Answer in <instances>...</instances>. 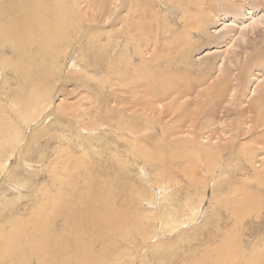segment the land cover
Returning a JSON list of instances; mask_svg holds the SVG:
<instances>
[{
	"label": "rangeland",
	"instance_id": "obj_1",
	"mask_svg": "<svg viewBox=\"0 0 264 264\" xmlns=\"http://www.w3.org/2000/svg\"><path fill=\"white\" fill-rule=\"evenodd\" d=\"M3 1L4 3L0 7V13L2 14L7 13L8 11H13L12 6H16L21 2V0ZM89 1L91 2V0ZM145 1L144 6L147 9V0ZM219 1L220 3L216 4H221V0ZM251 1L249 0L252 5H256V3L259 4V0ZM262 1L264 2V0ZM61 2L64 9L68 11L67 28L68 30L70 29V32L66 34L65 43H60L58 46L60 47L59 53L61 55L59 59L60 69L58 68L57 70H54L52 72L53 74H51L48 65L45 64L46 62L49 63V60H47L49 59V56L47 53L44 55V50L41 51V44L40 42L38 43V41L36 44L24 45L25 47L30 48L33 57H31L32 54L28 56V48H24V51H26L25 56L18 57V51L13 47V43L6 42L5 39L4 41L6 43L0 46V66H2V69H0V129L2 128L6 134H3V136L1 135L0 137L3 139V142L8 143L9 135L17 134L19 130H23L21 135H19L20 133L18 134L23 138L20 147L22 153L20 151H16L17 153L15 152L14 154L16 157L14 155L12 156V154L5 155V168L3 170L1 169L0 173V264H5L8 261L9 258L7 257L9 256V253L13 254L15 252L13 255L18 254L19 249L22 248V245H24L20 243V246H18V241H15L16 243L10 242L6 239L10 236H17L18 234L29 235L33 232V236H29V238H33V241H35L34 243L33 241L31 242L35 246L33 244L31 246L29 243L31 250L40 248L39 246H36L40 243L34 240V238L42 241H45V238L42 233H35L37 225L35 226L31 224V221L34 218V209H36L38 205H42L44 201L48 199L49 195L51 196V194H55L59 190H64V192H61L64 199L59 200L62 204L58 202L59 206L57 205V211H54L56 214L43 212V220L45 218L47 222H50V225L51 223H54L56 233L66 235V237L69 235L68 232H73L80 226L79 222L81 221L82 225H88V227L83 228L87 234L88 241L78 247L75 245L69 246L71 252L61 255V257L57 260L58 264H83V260L87 264H110L113 254L114 258L115 255H117L119 259L122 258L123 264H128L125 260L129 259H135L133 264H142L139 259L143 258L144 253L141 254V258H138L137 250L139 245L142 243V239L145 237L144 235L148 232V230L147 232L145 231V217H148L150 223L149 234L152 235L150 238L153 239L150 240L151 244H149L145 249V253L147 254L145 264H214L215 259L213 258L214 256H220L222 254H219L221 250L225 256L227 255L225 253L226 250L224 249L227 245L220 239L225 236L223 233H226V235L229 232L234 233V231H232V226H234L233 217L236 210L232 209V206L229 205L228 202V200H232L234 198L235 200L241 202V213L244 214L245 212L250 215L245 216V214H241L244 216L242 219L244 229H246V231L242 233L240 231L234 233L235 235L233 238H236V240L234 239V242H236L234 246H229L227 248L229 254L231 252L233 255V252H235L234 255L231 256L234 260L231 259V261L233 260V263H230L231 261L229 258V260L227 259L228 261L226 260V262L229 263L226 264H244V262L247 264L246 259H248L249 255L253 254V257L256 258V255L258 256L259 253H264V250H261V248H263L261 245L264 243V198L262 200L261 195L264 194V191L261 188L257 177L253 173L250 164L245 163L240 156L238 157L237 162H234L236 161L234 160V157L238 153L236 149H239L242 145H247L248 143H250L249 145H253V143H251L252 136H250L251 133L248 130L247 125L242 126L241 129H243V131L238 132L237 134L236 132L238 131V119L241 118V116H239V114L241 115V110L245 111L249 106H253L256 102L255 100L259 99L264 90V69L259 71L260 76H257V81H253L251 84L248 83V86L243 89L244 85H246V80L248 79L245 76L247 68L253 67L252 65L258 56L254 54L255 50H264V42L260 43L264 40V33H262L264 30L251 35V42L259 43L257 46L258 48L251 49L252 51L250 50L251 52L248 53L249 55H247L246 52L250 49V46L253 47V44L251 43L248 45L247 43L242 42L249 36L247 32H243V39L240 42V47H238V45H236V47H230L234 44V40H236L240 35L242 27L250 25L253 20L261 17L264 14V9L254 10L256 13L254 16L248 15L250 13L249 5H247V2H241V5L244 6L242 12H235L234 14L229 10H225L224 13H227L225 20L220 21L221 18L223 19V13L218 12L217 22L214 20V22L209 23V27L207 28V32L211 33L209 35L212 37H205L206 32L205 35L204 32L203 34L200 33L201 35L194 32L192 39L190 36L187 37L185 32H182L185 20H183L181 13H179L175 7L172 6L171 8L168 3V5H166V2H163L162 0H156L155 3H153V0L150 1L151 5L148 6V8L151 7V10H148L147 18L150 17L149 19L151 20L147 21V27L143 28V32L144 35L152 38H148L152 45L148 43L149 48L145 43V46L142 47V49H144L143 53L145 54V58L149 59L147 52H152L154 50L151 48L153 47L152 42L154 41V37H157V41H160L161 45L158 47L159 52L169 56L170 58L172 57L171 59L174 58L172 64L169 66L168 64L171 60L166 61L164 55L161 54L160 57L163 61H159L160 68L156 70L157 73L155 72L152 74V77L157 79V82L163 84V73L165 74L166 72H169L168 70L172 68L170 71H174L177 75L180 83L179 86L183 85L187 88L186 91H189L191 87L189 88L188 86L191 84V89H197L196 92L195 90L194 92L192 90L190 96H187L186 98L183 96V98H185L184 101H187V103L189 101H193V104L186 106L187 108L185 109V113L188 115L189 113L190 115H193L194 113L195 115H193V118L196 117L197 120H201V123L205 118L208 119L213 111L214 113H217L218 118H223L225 114L227 116L228 113L225 112L226 110H229V113H232L228 118V123L233 122L231 129H223L217 121H212L211 126L206 125L207 122L203 121V126L201 127L199 121L198 127L194 130V134L196 135L189 136L186 133L185 135L182 134L183 132L181 127H177L175 130L176 133H173V129V131L168 129L170 123H173L171 122V118H165L162 122L153 123L154 121H149L150 119H153L151 118L150 113L146 114L148 117H145V119H137L139 117L138 115L144 113L142 108L139 110L137 108V113L136 111H133V109H130L131 104L135 105V98L133 99L132 96L135 97L137 88L140 89V86L137 87V85L145 83V80H147L145 84L151 85V81L153 80L150 76L151 78L147 79V77H143L139 81L137 77L138 74L133 73L132 69L135 67L138 68L141 64L138 54L135 55L134 58V60L137 59V62L136 60H133V65H131L132 67L130 66V68H128V73L132 72L131 75L135 77H125L123 79L124 81L122 80L119 82L115 77L111 76L113 77L111 78L107 76L110 72L117 70L120 67L123 70L126 69V59H124V57H120V52H124L123 45L125 43H122L119 47H115L113 44L108 45L107 41H116L114 33H116V29L122 27V25L124 27L126 23L136 22V20H134L136 13L134 12V6L129 5L121 8L122 11L120 10L121 12L119 13V16L121 17L120 19L118 17V21L112 23L107 22L106 24H103L99 30H93L94 23L96 22L90 19V21H85L82 18L80 19L74 6V0H62ZM78 2L82 1L78 0ZM86 5L87 4L85 3L83 4V9H85ZM67 6L71 7L70 11L67 10L70 9V7L67 8ZM216 7L218 9H224L221 5H217ZM170 10L172 11L170 12ZM174 10L176 12H173ZM14 13L16 12L5 14L2 21L5 23V19H7L6 22L8 23L4 24L2 22V25L8 26L12 25V23H16L12 18V14ZM122 16L126 18L125 21L124 19H121ZM8 17H10V20ZM181 18L182 20H180ZM69 19L71 22H69ZM88 22L93 24L91 25V23L89 24ZM69 23L72 24L70 25ZM153 23L156 24L154 25ZM118 24L122 25L118 26ZM131 24L133 25V23ZM229 24L236 27V32H232L230 36L227 34L230 30H227V28L224 29L226 25ZM87 26L92 29V33L88 34L89 36L84 37L85 39L81 38L85 34V31L88 30ZM158 30H160V37L158 35L154 36ZM174 31H177V33H172ZM98 33H100V35L102 34V37L99 36L92 38L93 35H99ZM195 34L198 35V37H196ZM132 35H134V40L138 41L139 37L136 34ZM201 39L202 41L200 42ZM192 40L195 41L192 42ZM197 40H199L198 43L196 42ZM191 42L195 43L196 46L193 44V47H190V45L192 46ZM17 43L20 42L18 41ZM164 43H167V45ZM169 44L170 46H173L174 44L173 48H170ZM64 46L67 48L65 49ZM61 47L64 48L62 49ZM173 49L176 50L172 53ZM65 50L67 51L66 53ZM227 51H230L229 54L226 53ZM184 53H186V56ZM237 53L241 54L243 58L240 56L239 60H234L233 58ZM39 55L40 57H38ZM17 59H20L19 61H21L22 64L20 63L18 65ZM224 59L226 60L224 61ZM39 60H42V62ZM74 60L78 63L80 70H71L72 68H69L70 64L72 65ZM231 60H233L234 63L237 62V66L235 67L233 74L234 84L241 83V86L243 87H241L242 89L239 91L235 101L234 99H232V101L230 100V96L232 94L230 92V94L228 93L229 95L227 94L226 97L219 100L218 95L220 93L218 91H220L219 87L221 86V83H223L221 82L222 80H220V67L225 63V67L222 68L224 75L222 74L223 76L221 79H226L228 75L226 73L230 72V69H232L233 66L231 64ZM3 62H5V64H2ZM147 63L149 64V62ZM162 63H164V65ZM174 63H176V65ZM188 64H190V66H188ZM244 64H247L245 66L246 71H244ZM20 66H24L27 69L30 68V77L32 81H35V84L39 85L41 83V79H43L54 83L56 86V89H54L55 97L53 104L49 107L48 111L41 118H39L40 120H37L38 122L36 121V124L35 121L33 122L32 120L29 122V117H27L26 120H22V118H19L17 111H14L12 107H10L14 97L17 95L16 98L20 99L22 96H20V92L24 90V86L22 85H24L23 74L25 72L18 69ZM190 67H192V69H190ZM224 70L227 71L225 72ZM60 71L64 73L62 74ZM162 71L163 73H160ZM30 77L25 78L29 79ZM17 79L20 82H18ZM200 81H202L201 84ZM207 83L210 84L208 85ZM219 83L220 86H218ZM260 84H263L261 86L263 89L259 88ZM19 85L20 87H23L22 90L19 89ZM252 90H256V93L252 92ZM134 91L136 92L134 93ZM207 92L208 94H206ZM243 93L244 95H247L240 100ZM138 94L140 95V93ZM114 101H116V103H114ZM241 101H244L245 104H241ZM90 102H92V105H90ZM200 105L202 106L201 110ZM120 110H124L122 112H124L123 116H125V119L118 118V111ZM204 110L206 111L204 112ZM196 112L200 113H197L198 115H196ZM85 113H88L87 116H92L94 114L92 118L95 117V114H98L100 116L99 123L102 124L96 125V130L91 128L87 122H84L87 121V119L89 121L92 120L90 119L91 117H87ZM79 116H81V118ZM9 119L10 121H8ZM79 119L82 123L79 122ZM132 119L136 122V127H141L143 130L149 126L156 127H153L152 132H149L148 135L145 136L144 141L148 144L145 149L146 154L143 151H140L138 147L133 144L134 141H130L132 138L124 137L120 140L118 134L116 132L114 133L115 128L118 126L124 127L127 124L131 125ZM26 121L29 123H26ZM118 123L120 124L118 125ZM86 124L91 130L86 127ZM9 128L11 129V132H9ZM262 131V129L258 128L253 134L254 138H256L254 143L257 142V145L262 144L260 143V140L263 137L261 136L263 133ZM234 134L240 136L238 138L237 147L230 152L227 150L224 153V158L221 162L224 164L225 168L227 167V169L224 171H217L216 168L214 170L215 173L213 174L214 177H211L214 181H210L209 185L208 181L203 183L199 178V180H195L193 178L192 170L197 164L196 158L193 157V154L196 153H192V151L198 149V146L194 148L192 145L190 146V141L185 140L194 138V142L198 143L199 147H202V144L205 145L208 141H210V139H212V143L216 145L219 143V139L221 138L223 140L221 141L222 144L225 145L227 142L232 141ZM174 140L177 142L176 144ZM135 147L138 152H136ZM76 153L77 155L82 156L81 160L85 154L86 156L84 157H87L91 162L90 166L80 168L79 177L73 176L69 169L67 171L64 170V167L68 166L72 162L73 155ZM143 156H145V160ZM138 157L141 158L138 159ZM157 157H159L158 160L160 163L156 162V164H151V167L146 164V158L157 159ZM3 159L4 157L2 160ZM230 161L232 164L228 165ZM155 166H158V168ZM142 169L145 171L147 170V176L142 173ZM165 170L167 171L166 178L164 180L157 181V179H159V175H161ZM221 171L223 172L219 175ZM67 174H71L68 175L69 178L65 177ZM246 175L248 176L246 177ZM11 177L14 178L12 179ZM67 180L69 183H67ZM167 182H169V184ZM10 184L19 187L22 190L21 194L14 188H11ZM98 185L101 188H99ZM155 187L158 189L157 191H160V188L158 187H161V191H164V197H168L166 200H162V197L159 200L160 210L172 213V215L162 223V226L157 214L152 213L154 207L150 203L142 200V198L153 194ZM207 192L209 199L205 202V206H203V215L198 221H195L191 217L192 209L201 204V201H203ZM98 193L103 194V197L100 200H98L97 197ZM111 199H116L115 207H112V209H105L104 213L95 214L97 209H100V207L104 206ZM156 201L158 202V200ZM92 204L94 205L93 209H91ZM246 204H251L250 206L252 207V211L250 210V213L246 212ZM242 206H245L244 209ZM58 209H60V211H58ZM120 211L121 213H119ZM102 218H104L106 222L96 224L98 220L100 219L101 221ZM118 220H124L125 223L113 225L114 223L119 222ZM170 220L176 222V226L182 221L186 222V225L179 227V231L173 234H168L167 231L171 227L167 223ZM76 232L77 230L75 233ZM100 232L102 234L107 233L108 236H104L105 238L102 241H97L96 238ZM218 232L219 236L217 238L215 236H217ZM50 236V242L53 243L54 238L52 234H50ZM110 236L111 238H109ZM122 236H124L123 239ZM127 236L128 238L125 239ZM249 237L252 239L251 243L247 242L250 241ZM240 239L245 242V246H242L243 244L241 245L242 247L238 245L237 241H241ZM31 240L32 239H30V241ZM23 241L26 242L27 240L23 239ZM258 242H260L258 244L259 248L255 249L256 246L254 245ZM157 246H160V249H158ZM24 247L26 254L28 251L29 253H33L29 250L30 247L28 248L26 245ZM243 249L247 250V258H244L245 255L242 253ZM218 250L220 252H218ZM125 252H127L128 255ZM237 252H239L238 254L241 253V256L238 254V257L235 256ZM20 255L24 254L20 253ZM217 259L220 258L218 257ZM256 262L258 264L260 263L258 260Z\"/></svg>",
	"mask_w": 264,
	"mask_h": 264
},
{
	"label": "bare ground",
	"instance_id": "obj_2",
	"mask_svg": "<svg viewBox=\"0 0 264 264\" xmlns=\"http://www.w3.org/2000/svg\"><path fill=\"white\" fill-rule=\"evenodd\" d=\"M3 0H0V7L2 6V4L4 3V1L2 2ZM62 0H21V2L16 5V6H12V10L13 11H8L7 13H13V12H16L14 14H12V18L14 20V22L16 23H12V25H2V22L4 23L3 18H4V15L7 14V13H0V46L3 45L4 43L6 42H11L13 43V47L18 51L17 52V56L18 57H22V56H25L26 55V51H24V48H28V47H25L24 45H29V44H36V42L38 41V43L40 42V49L41 51H43L44 55L47 53L48 56H49V63H45L48 65V68L50 69V72L51 74H53L52 72L54 70H57L59 67H60V47L59 44L60 43H65V39H66V34L69 33L70 29L68 30L67 28V12L66 9H64V6L61 2ZM65 1V0H64ZM82 2H78V0H74L75 4V9L77 10L78 14H79V17L80 19H84L85 21H94L96 23H94V27H93V30H99V28L103 25V24H106L107 22H116L118 21V17L120 19L121 16H119V13L122 11L121 8H124L126 6H129V5H133L135 10L134 12L135 13V17H134V20H136V22H131L133 23V25L131 23H126L125 26L123 27L122 24H118V26L122 25V27L116 29V33H114V35L116 36V41H107V44L109 45H114L115 47H119L122 43L124 44L123 48H124V52H120V57H124V59H126V69L123 70L121 67L117 70H114L112 72H110L107 76L108 77H115L116 79H118L117 81L121 82L125 77L129 78V76L132 77H135V76H132L131 73H128V68H130L131 65H133V60L135 58V55L138 54V56L140 57V60H141V64L139 65L138 68H134L132 69L133 70V73H137L138 74V79L140 81L141 78H151L156 70L158 68H160V63L159 61L161 60V57L160 55L162 53L159 52L158 50V47H160L159 45L160 44V41L158 40L157 41V37L155 38L154 37V41L152 42L153 43V48L154 50L150 53V52H147V54L149 55V59H146L145 58V54L143 53L144 49H142L143 46H145V43H146V46L149 47V44L150 43L148 40V36L147 35H144V32H143V28L147 27L146 26V23L148 20H151L149 18H147V12L148 10L151 8H148V6L151 5L150 1L152 0H147V9L146 7L144 6V3L146 2L145 0H91V2L89 0H81ZM145 1V2H144ZM156 0H153V3H155ZM163 2H166L165 4L166 5H170L171 8L172 6L175 7L177 9V11L179 13H181V17L183 18V20H185V23L183 25V29H182V32H185L186 36L187 37H192L193 39V35H194V32L200 34L204 32V35H205V32H206V35L205 37H212L210 36L209 32H207V28L209 27V23H212L214 22V20L217 22V18H218V12H222L223 13V19L221 18L220 21L222 20H225L226 18V14L227 13H224L225 10H229L231 11V13H238V12H242V10L244 9V6L241 5V2H247V5H249L250 9V13L248 15H256V13L254 12V10H263L264 9V2L261 0H259V4L256 3V5H252L251 2H249V0H221V4H216V3H220V1H216V0H162ZM70 2V1H69ZM72 3V2H70ZM82 3V4H81ZM87 4L85 6V9H83V4ZM168 3V4H167ZM158 4V3H157ZM156 5V4H155ZM165 5V6H166ZM217 5H221L222 8L224 9H218L216 6ZM70 7V6H67V8ZM82 8V9H81ZM168 8V7H167ZM67 10H71V7L70 9H67ZM85 10V11H84ZM121 10V11H120ZM151 10V9H150ZM166 10V9H165ZM253 10V12H252ZM172 10H170L171 12ZM264 11V10H263ZM72 12V11H71ZM69 12V13H71ZM76 12V13H77ZM152 12V11H151ZM173 12H176L175 10ZM72 14V13H71ZM70 14V15H71ZM165 14V13H164ZM123 15V14H121ZM149 15V14H148ZM178 15V14H177ZM116 16V17H115ZM166 16V15H165ZM71 17V16H70ZM69 17V18H70ZM78 17V15H77ZM76 17V18H77ZM122 16L121 19H124V21L126 20V18ZM10 17H8L9 19ZM162 18V17H161ZM182 18L180 20H182ZM72 19V18H71ZM75 19V18H74ZM90 19V20H89ZM155 19V18H154ZM7 19H5V23H8L6 22ZM10 20V19H9ZM12 20V19H11ZM78 20V19H77ZM133 20V21H134ZM161 20V19H160ZM219 21V22H220ZM69 22L70 19H69ZM74 22V21H73ZM79 22V21H78ZM152 22V21H151ZM157 22V21H156ZM4 23V24H5ZM89 23V22H88ZM91 23V22H90ZM89 23V24H90ZM125 23V22H123ZM11 24V23H9ZM70 24V23H69ZM72 24V23H71ZM70 24V25H71ZM93 23H91L92 25ZM154 24V23H153ZM156 24V23H155ZM154 24V25H155ZM181 24V23H180ZM130 25V26H129ZM152 25V24H151ZM182 25V24H181ZM213 25V24H212ZM211 25V26H212ZM86 26V24H85ZM132 26V28H131ZM210 26V27H211ZM88 30L85 31V34L81 37V38H84L86 36H89L88 34L92 33V29L89 28V26H87ZM129 27V28H128ZM161 27V26H160ZM260 27V28H258ZM131 28V29H130ZM227 30H230V32H228L227 34L230 36L232 34V32H236V27H234L233 25L229 24V25H226V27L224 29ZM232 28V29H231ZM258 28V29H257ZM234 29V30H233ZM128 30V32H127ZM261 30H264V14L259 17L258 19H255L253 20V22L250 24V25H246V26H243L242 29H241V33L240 35L238 36V38L236 40H234V44L231 45L230 47H236V45H238V47L241 46L240 42L242 41L243 39V32H247L249 34L248 37H246L242 42H245L247 43L248 45H250L252 42H251V35L252 34H257L258 32H260ZM75 31V30H74ZM77 31V30H76ZM210 31V30H209ZM146 32V31H145ZM148 32V31H147ZM157 32V31H156ZM220 32V31H219ZM225 32V31H224ZM149 33V32H148ZM172 33H177V31H174ZM223 33V32H222ZM264 33V32H262ZM99 35L97 36H92V38H96V37H102L100 35V33H98ZM132 34H136L139 39L138 41H135L134 40V35ZM160 34V30H158V32L154 35V36H159ZM179 34V33H178ZM224 34V33H223ZM222 34V35H223ZM180 35V34H179ZM196 35V34H195ZM201 35V34H200ZM215 35V34H214ZM218 35V34H217ZM221 35V34H220ZM219 35V36H220ZM80 36V35H79ZM78 36V37H79ZM182 36V35H180ZM264 36V34H263ZM160 37V36H159ZM173 37V36H172ZM171 37V39H172ZM183 37V36H182ZM196 37H198V35H196ZM223 37V36H222ZM151 38V37H150ZM149 38V39H150ZM165 38V37H164ZM185 38V36H184ZM183 38V39H184ZM202 38V36H201ZM224 38V37H223ZM5 39V41H4ZM44 39V41H43ZM85 39V38H84ZM152 39V38H151ZM206 39V38H205ZM216 39V38H215ZM218 39V38H217ZM83 40V39H82ZM144 40V41H142ZM187 40V38H186ZM196 40V39H195ZM195 40H192L195 41ZM256 40V39H254ZM20 42V43H17V42ZM81 41V40H80ZM170 41V40H168ZM167 41V43H168ZM181 41V40H179ZM191 41V40H190ZM199 40H197L196 42L198 43ZM202 41V39L200 40V42ZM204 41V40H203ZM257 41V40H256ZM191 42V43H192ZM199 42V43H200ZM263 41H261L260 43H263ZM28 43V44H27ZM81 43V42H80ZM167 43L165 45H167ZM173 43V42H172ZM233 43V42H232ZM258 43H252L253 44V47L250 46V49L247 50V55H249L248 53L251 52L252 50L251 49H257L258 47ZM78 44V43H77ZM151 44V43H150ZM182 44V42H181ZM193 44L195 43H192V46L190 45V47H193ZM62 45V44H61ZM152 45V44H151ZM186 45V44H185ZM18 46V48H17ZM24 46V47H23ZM170 46V44H169ZM174 46V44H173ZM173 46H170V48ZM196 46V44H195ZM198 46V45H197ZM200 46V45H199ZM260 46V44H259ZM65 49L67 48L66 46H64ZM63 47V48H64ZM163 47V46H162ZM176 47V46H175ZM185 47V46H184ZM62 48V47H61ZM62 48V49H63ZM150 48V47H149ZM165 48V47H164ZM169 48V50H170ZM198 48V47H197ZM160 49V48H159ZM181 49V48H180ZM184 49V48H183ZM186 49V48H185ZM77 50V49H76ZM147 50V49H146ZM151 50V49H150ZM176 50V49H173L172 50V53L173 51ZM251 50V51H250ZM28 52V56H30V54H32V52L30 51V48L27 49ZM132 51V52H131ZM171 51V50H170ZM187 51V50H186ZM67 51L65 50V53ZM162 52V51H161ZM175 52V51H174ZM178 52V51H176ZM181 52V51H180ZM183 52V51H182ZM230 51H227L226 53L229 54ZM41 53V52H40ZM39 53V54H40ZM59 53V55H58ZM130 53H133V54H130ZM187 53V52H186ZM186 53L185 56H186ZM83 54V53H82ZM178 54V53H177ZM180 54V53H179ZM256 55H258L254 62V64L252 65L253 67H249L247 68V72L244 74L248 79L246 80V85L241 86V83L240 84H234V81H233V74H234V71H235V67L237 66V62L234 63L233 60H231V64L233 65L232 66V69H230V72L226 73L228 74L227 75V78L226 79H221L222 76L224 75V72L222 71V68L225 67V63L221 65L220 67V73H221V76H220V80H222L221 82V86H220V83L218 84L219 87V90L218 91L220 94L218 95L219 97V100L223 99L224 97H226V95L230 92L232 93L231 94V101L232 99H236L237 95L239 94V91L242 89L241 87L246 88L249 84L253 83V81H257V76H260V72L261 70L264 69V50L263 51H258V50H255V53ZM43 55V56H44ZM164 55V54H162ZM171 55V54H170ZM182 55V54H181ZM43 56H42V59H43ZM64 56V54H63ZM184 56V55H183ZM241 54L237 53L235 56H234V60H239ZM251 56V55H250ZM17 57V58H18ZM31 57H33V54L31 55ZM40 57V55L38 56ZM138 57V58H139ZM148 57V56H147ZM182 57V56H181ZM243 58V56H241ZM248 57V56H247ZM36 58V57H35ZM164 58L166 61H170V63L168 64L169 66L172 64L173 62V59H171L169 56H166L164 55ZM185 58V57H184ZM183 58V60H184ZM227 59V58H226ZM224 59V61L226 60ZM20 59H17V64L19 65L21 63V61H19ZM33 60V59H32ZM45 60V59H44ZM43 60V61H44ZM136 62H137V59H135ZM134 60V61H135ZM182 60V59H181ZM182 60V61H183ZM19 61V63H18ZM40 61V60H39ZM163 61V60H161ZM176 61V60H175ZM42 62V60L40 61ZM149 62V64L147 63ZM135 63V62H134ZM182 63V62H181ZM186 63V61H185ZM2 64H5V62H3ZM22 64V63H21ZM44 64V62H43ZM67 64V63H66ZM139 64V63H138ZM164 65V63H162ZM176 65V63H174ZM178 64V62H177ZM63 65V64H62ZM182 65V64H181ZM187 65V64H186ZM247 65V64H246ZM245 64L243 65V67L245 68L246 66ZM135 66V65H134ZM167 66V67H169ZM179 66V65H178ZM177 66V67H178ZM185 66V64H184ZM188 66H190V64H188ZM230 66V65H229ZM37 67V66H36ZM72 68L71 70L73 69H79L80 67L78 66V63L74 62L72 63V65L70 64L69 68ZM132 67V66H131ZM172 67V66H171ZM175 67V66H174ZM63 68V67H62ZM65 68V66H64ZM165 68H166V65H165ZM176 68V67H175ZM243 68V69H244ZM0 69H2V66H0ZM18 69H20L22 72H25L23 74V82H24V88L20 85H19V89L22 90V88L24 90H22V92H20V99H17L16 96L14 97V100L12 102V104L10 105V107H12V109L14 111H17V114L19 116V118H22V120H26L27 117L30 118V121L31 120L34 122L35 121V124H36V121L37 120H40L39 118H41L49 109V107L53 104L54 102V97H55V90L56 89V86L54 85V83L52 82H49V81H45L43 79H41V83L38 85V84H35V81H32L31 80V77H30V68L27 69L26 67L24 66H20ZM60 69V68H59ZM138 69V70H137ZM164 69V68H163ZM169 69V68H168ZM187 69V68H186ZM190 69H192V67H190ZM80 70V69H79ZM172 70V68L170 69ZM168 70L169 72H166L165 74L162 72L160 73H163V76H164V82L163 84L157 82V79H155L154 77H152L151 79H153L151 81V85L149 84H145L147 82V80H145L146 82L145 83H142L140 85H137V87H139L140 89L137 88V93L135 95V97L132 96V98L134 99L135 98V105L134 104H131L130 105V109H133V111H136V113L138 112L139 109H143L142 111L144 112L143 114L141 113L140 115H138L139 117L137 119H145V117H148V113H150L151 115V118L153 119H150L149 121H154L153 123H159V122H162L163 119H167V118H171V122L173 123H170V126L168 129H173V133L175 132V130L177 129V127H181L182 128V134L185 135V133L189 136H194L196 134H194V130L198 127L199 125V121H200V125L201 127L203 126V121L207 122L206 125L208 126H211V122L212 121H217L219 122V125L223 128V129H231V125H233V122L231 123H228V118L229 116H231L232 113H229V110H226L225 112H227V116L226 114L224 115V117H217V113L215 114L214 111L212 112V114L210 115V117L208 119H204L202 120V123H201V120H197L196 117L193 118V115H195L193 113V115L189 113L186 114L185 113V109L187 108L186 106L187 105H190V104H193L192 102L193 101H189L187 103V101L185 102L184 99L187 97V96H190V93L193 89L192 86H190L189 84V88H190V92L189 91H186V87L185 86H179V80L177 78V75L175 74L174 71H170ZM209 70V69H208ZM207 70V71H208ZM82 71V70H81ZM161 71V70H160ZM225 71V70H224ZM227 71V70H226ZM225 71V72H226ZM246 71V68L245 70ZM19 72V71H18ZM62 72V71H60ZM78 72V71H77ZM177 72V71H176ZM205 72V71H204ZM20 73V72H19ZM64 72H62L63 74ZM157 73V72H156ZM243 73V72H242ZM55 74V73H54ZM72 74V73H71ZM77 74V73H76ZM203 74V73H202ZM223 74V75H222ZM74 75V74H73ZM241 75V74H240ZM50 76V75H49ZM151 76V77H150ZM156 76V74H155ZM202 76V75H201ZM244 76V77H245ZM25 77H30L29 79H26ZM52 77V75H51ZM54 77V76H53ZM111 77V78H113ZM158 77V75H157ZM184 79V78H183ZM208 79V78H207ZM18 80V79H17ZM80 80V79H79ZM181 80V79H180ZM124 81V80H123ZM144 81V80H143ZM210 81V80H209ZM18 82H20L18 80ZM22 82V81H21ZM149 82V81H148ZM184 82V81H183ZM191 82V81H190ZM189 82V83H190ZM206 82V81H205ZM208 82V80H207ZM211 82V81H210ZM150 83V82H149ZM192 83V82H191ZM202 83V81H200V84ZM20 84V83H19ZM51 84V85H50ZM121 84V83H119ZM138 84V83H137ZM208 84V83H207ZM210 84V83H209ZM208 84V85H209ZM212 84V82H211ZM263 84H260L259 85V88L263 89L261 86ZM196 86V84H195ZM134 87H135V84H134ZM205 88V87H204ZM256 88V87H255ZM111 89V88H110ZM207 89V87H206ZM108 90V89H107ZM133 90V89H132ZM142 90V91H141ZM195 90V89H194ZM193 90V92H194ZM197 90V89H196ZM195 90V92H196ZM205 91V90H203ZM211 91V90H210ZM243 91V90H242ZM136 91H134L135 93ZM252 92L256 93V90H252ZM6 93V92H5ZM128 93V92H127ZM126 93V94H127ZM140 93V95L138 94ZM211 93V92H210ZM229 93V94H230ZM4 94V92H3ZM10 94V93H9ZM208 94V92L206 93ZM228 94V95H229ZM8 95V94H7ZM129 95V94H127ZM193 95V94H192ZM247 94L244 95H241V99H243V97H246ZM9 96V95H8ZM11 96V95H10ZM183 96L185 98H183ZM207 96V95H206ZM129 97V96H128ZM199 97V96H198ZM202 97V96H201ZM201 97H200V100H201ZM207 98V97H206ZM8 99V98H6ZM10 99V98H9ZM195 99V98H194ZM191 100V98H190ZM5 101V100H4ZM103 101V100H102ZM256 102L254 103L253 106H249L245 111L241 110V115L239 114V116H241L240 119H238V122H237V126H238V131L236 132V134L238 132H241L243 131L242 126L243 125H247V128L248 130L250 131V136H252L251 138V143H253V145H249L250 143H248L247 145H242L239 149H236L237 147V142H238V138L240 137L239 135H236L234 134L233 137H232V141H229L227 142V144L223 145L221 141H223L221 138L219 139V143L214 145L212 143V139H210V141H208L205 145L202 144V147H199V144L198 143H195L194 142V138L193 139H187L185 141H190V146L192 145L194 148H196V146H198V149H195L192 151V153H196V154H193V157L196 158V165L195 167H193L194 169L192 170V174H193V178L195 180H197L198 178L204 183L205 181H208V185L210 184V181H214L212 180L211 177H214L213 174L215 173L214 170L216 169L217 171L218 170H226L227 167L225 168L224 164L221 163L222 162V159L224 158V153L228 150V152H230L231 150H234L236 149L238 151V153L236 154V156L234 157V162H237L238 160V157L240 156L241 159H243L245 161V163L247 164H250V166L252 167L251 169L253 170V173L255 174V176L257 177L258 181H259V184L261 185V188L263 189L264 191V90L263 92L261 93V96L259 97V99L255 100ZM123 102V100H122ZM167 102V103H165ZM195 102V101H194ZM202 102V100H201ZM253 102V101H252ZM92 105V102H90ZM114 103H116V101H114ZM126 103H127V100H126ZM141 103V104H139ZM236 103V102H235ZM241 104H245L244 101H241L240 102ZM94 104V103H93ZM113 104V103H112ZM209 104V103H208ZM240 104V105H241ZM100 105V104H99ZM114 105V104H113ZM6 106V105H5ZM4 106V107H5ZM120 106V105H119ZM194 106V105H193ZM201 106V105H200ZM199 106V107H200ZM247 106V105H246ZM98 107V106H97ZM116 107V106H115ZM122 107V106H121ZM215 107V106H214ZM233 107V106H232ZM2 108V107H1ZM118 108V107H116ZM138 108V110H137ZM195 108V106H194ZM197 108V107H196ZM205 108V107H204ZM51 109V108H50ZM83 109V108H82ZM124 109V107H123ZM202 109V106L200 107V110ZM216 109V108H215ZM84 110V109H83ZM86 111H88L87 109H85ZM113 110V109H112ZM125 110V109H124ZM122 110V111H124ZM191 110V109H190ZM199 110V111H200ZM121 110L118 111V118H123L125 119V116H123L124 112H122ZM195 111V110H194ZM206 110H204L205 112ZM9 112V111H8ZM129 112V111H128ZM222 112V111H221ZM93 113V112H91ZM197 113H200V112H196V115H198ZM240 113V112H238ZM10 114V113H9ZM86 114V113H85ZM88 114V113H87ZM86 114V116H87ZM94 115V114H93ZM92 115V116H93ZM201 115V114H199ZM204 115V114H203ZM85 116V117H86ZM92 119V120H88L87 121H84L85 123L87 122V124L96 130V125H101L102 123H99L100 122V116L98 114H95V117L92 118L91 115H89ZM87 116V117H89ZM9 117V116H8ZM16 117V115H15ZM14 117V118H15ZM69 117V116H68ZM78 117V116H77ZM81 118V116H79ZM150 118V117H149ZM181 118V119H180ZM99 119V120H97ZM122 119V120H123ZM180 119V121H179ZM85 120V119H84ZM170 120V119H168ZM232 120V119H231ZM10 121V119L8 120ZM15 121V120H14ZM13 121V122H14ZM2 122V121H1ZM28 121H26V123H29ZM38 122V121H37ZM79 122L80 119H79ZM131 125H126L124 127H116L115 130H114V133L116 132L119 136V139L121 140L122 138L124 137H130L132 139H130V141H134V145L136 147H138V149L140 151H143L144 153L146 152L145 149L147 148L148 144L145 143L144 139H145V136L148 135L149 132H152V129L153 127L155 126H152V127H146L145 130H143L141 127H136V122L132 119L131 121ZM143 122V121H142ZM5 123V122H4ZM82 123V122H81ZM128 123L130 124V122L128 121ZM147 123V121H146ZM169 123V122H168ZM235 123V122H234ZM9 124V123H8ZM86 124V125H87ZM95 124V125H94ZM120 123H118L119 125ZM149 124V123H148ZM11 125V124H10ZM23 125V124H22ZM88 125L86 127H88ZM167 125V124H166ZM188 125V126H187ZM13 126V125H12ZM186 126V127H184ZM3 127V126H2ZM7 128V127H6ZM156 128V127H155ZM262 129L263 133L261 134L262 139L260 140V145H257L258 143L255 142V139L254 138V133L256 132V129ZM14 129V128H13ZM24 129V128H23ZM88 129H90L88 127ZM91 130V129H90ZM168 131V130H167ZM166 131V132H167ZM9 132H11V129L9 128ZM23 132V130H19V132L17 134H11L9 135L8 137V143L7 142H3V139L0 137V173H1V169L3 170L5 168V155H11L12 156L15 154V152L17 151H20L21 152V143L23 141V138L19 135H21V133ZM20 133V134H19ZM176 133V132H175ZM3 134H5V131L1 128L0 129V136ZM8 134V133H7ZM19 134V135H18ZM170 134V133H169ZM6 135V134H5ZM152 135V134H151ZM183 135V136H184ZM260 135V134H259ZM25 136V135H24ZM258 136V135H257ZM174 137V136H172ZM5 138V137H4ZM25 138V137H24ZM180 139V138H179ZM201 140V138H200ZM139 141V142H138ZM179 141V140H178ZM184 141V142H185ZM29 142V141H28ZM175 142V140H174ZM200 142V141H199ZM221 142V143H220ZM25 143V142H23ZM177 142H175L176 144ZM131 144V143H130ZM135 147V150L136 152L137 151V148ZM182 147V146H181ZM119 148V147H118ZM20 149V150H19ZM23 149V148H22ZM25 149V148H24ZM181 149V148H180ZM208 149V150H207ZM134 150V151H135ZM149 150V149H148ZM171 150V149H170ZM169 150V151H170ZM128 151V150H127ZM182 151V150H181ZM16 152V153H17ZM148 152V151H147ZM22 153V152H21ZM20 153V154H21ZM134 154V153H133ZM139 154V153H138ZM146 154V153H145ZM151 154V153H150ZM149 154V155H150ZM153 154V153H152ZM155 154V153H154ZM186 154V153H185ZM234 154V153H233ZM128 155V154H127ZM16 157V155H14ZM86 156L85 154L83 155V159L81 160V157L80 155H77L74 154L73 155V160L72 162L64 167V170H70L71 174L75 177H79V170L80 168H83V167H88L91 165V162L90 160L87 158V157H84ZM139 156V155H138ZM4 157V159L2 160V158ZM136 157V156H135ZM166 157V156H165ZM137 158V157H136ZM141 158V157H138V159ZM144 160H145V156H143ZM184 158V157H183ZM190 158V157H189ZM159 157H157V159H147L146 158V161L150 167H151V164H156V162L160 163V161L158 160ZM141 160V159H140ZM233 160V158H232ZM177 161H178V158H177ZM142 162V161H141ZM165 162V161H164ZM192 162V161H191ZM180 163V162H179ZM162 164V163H161ZM189 164V163H188ZM232 164L231 161L228 163V165ZM173 165V164H172ZM234 165V164H233ZM237 165V164H236ZM147 166V165H146ZM52 167V166H51ZM145 167V165H144ZM158 168V166H155ZM176 167V166H175ZM191 167V166H190ZM142 168V167H141ZM155 168V169H157ZM165 168V167H164ZM145 169V168H144ZM192 169V167H191ZM124 170V169H123ZM74 171V172H73ZM147 171V170H146ZM145 170L142 169V173L144 175L147 176L148 173H146ZM171 171V170H170ZM182 171V170H181ZM221 171L219 173V175L223 172ZM6 172V171H5ZM65 172V171H64ZM76 172V173H75ZM166 170L162 172L161 175H159V179H157V181H160V180H164L166 178ZM204 172V173H203ZM153 173V172H151ZM190 173V172H189ZM233 173V171H232ZM71 174H67L65 175L66 178H69L68 175H71ZM78 176H77V175ZM191 174V173H190ZM157 175V174H156ZM151 176V174H150ZM248 175H246L247 177ZM7 177V176H6ZM191 177V176H190ZM201 177V178H200ZM12 178V177H11ZM14 178V177H13ZM12 178V179H13ZM149 178V177H148ZM157 178V177H156ZM90 179V178H89ZM198 179V180H199ZM246 179V178H245ZM67 183L68 180H67ZM169 184V182H167ZM166 183V184H167ZM104 185V184H102ZM106 185V183H105ZM155 185V184H154ZM207 185V186H208ZM99 186V185H98ZM199 186V185H198ZM10 187L11 188H14L16 191H18L20 194H21V189L17 186H13L10 184ZM106 187V186H105ZM133 187V186H132ZM153 187V186H152ZM99 188H101L99 186ZM160 188V191H157L158 189L155 187L154 188V193L153 194H150L148 196H146L145 198H142V200L150 203L153 207H154V210H153V214H157L158 216V219L161 223V226H162V223L167 220L171 215L172 213H168V212H163L160 210L159 208V200L161 199L162 197V200H166L168 199V197H164V191H161L162 188L161 187H158ZM239 190V189H238ZM61 192H64V190H59L57 191L55 194H51V196L49 195L48 199L46 201H44V203L42 205H38V207L36 209H34L35 213L34 214V218L33 220L31 221V224L32 225H37L36 228H35V233L37 234H43L44 238H45V241H42V240H38V239H35L38 243V245H36L37 247L39 246L40 248H35L36 250H31V247H30V244L32 246V244L35 242L33 241V238H29V236H33V232L29 235H23V234H18L17 236H10L9 238H6L8 239L10 242H15V241H18L17 245L20 246V243L24 244L22 245V248L19 249L18 251V254L16 255H13L12 253H9V256L7 258L8 261L5 263V264H58L57 263V260L61 257V255L63 254H68L71 252V249L69 246H72V245H75V246H79V245H82L83 243H85L86 241H88V238H87V234L85 232V230L83 228H86L88 227V225H82L81 221L79 222V227L76 229L77 232L75 233L76 230H74L73 232L71 231L70 233L68 232L69 235H63V234H57L56 233V227L54 226V223H51V225L49 224L50 222L44 218L43 220V217H42V214L43 212L45 213H48V214H52V213H55L54 211H57V205L59 206V200L60 199H64L63 198V194ZM209 192V191H208ZM208 192H207V195L204 196L203 198V201H201V204L198 206V207H194L192 209V214H191V217L193 218V220L195 221H198L200 217H202V213H203V206H205V202L209 199V195H208ZM61 193V194H60ZM131 193V192H130ZM60 194V195H58ZM138 194V193H137ZM206 194V193H205ZM236 195V194H235ZM139 196V195H138ZM98 200L102 199L103 197V194L102 193H98ZM232 197V196H230ZM238 197V196H237ZM261 198L263 200L264 198V194L261 195ZM84 200V199H83ZM158 200V202L156 201ZM87 201V199H86ZM264 201V200H263ZM59 202V203H58ZM229 202V205L232 206V209L236 210L235 211V214H234V221H233V225L232 226V231H234V233L240 231L241 233L242 232H245L246 229H244V224H243V217L241 214V211L240 210V207H241V202H239L238 200H235L234 199H230L228 200ZM262 202V201H261ZM145 203V202H144ZM62 204V203H60ZM261 204V203H260ZM251 204L247 205L246 204V212L247 213H250V210L252 211V207L250 206ZM264 205V204H263ZM116 206V199H111L109 200L104 206L100 207V209H97L96 210V213H104V210L105 209H112V207H115ZM144 206V205H143ZM68 207V206H67ZM74 207H78V206H74ZM94 205L92 204V207L91 209H93ZM122 207V206H121ZM120 207V208H121ZM243 207V206H242ZM245 207V206H244ZM243 207V209H244ZM117 209V208H116ZM242 209V208H241ZM48 211V212H47ZM58 211H60V209H58ZM113 211V210H112ZM115 211V210H114ZM143 212V211H142ZM69 213V212H68ZM121 213V211L119 212ZM149 213V212H148ZM56 214V213H55ZM70 214V213H69ZM245 216H248L250 214H246L244 212ZM243 214V215H244ZM102 215V214H101ZM106 215V214H105ZM152 215V214H151ZM127 217V216H126ZM143 217V215H142ZM75 219V218H74ZM101 219V218H100ZM100 219L98 220V222L96 224H101L102 222H106V220L104 218H102V220L100 221ZM43 220V221H42ZM55 220V219H54ZM76 220V219H75ZM129 220V219H128ZM143 220V219H142ZM155 220V218H154ZM191 220V219H190ZM119 222L117 223H114L113 225H119L121 223H125L124 220H118ZM135 222V221H134ZM155 222V221H154ZM142 224V222H141ZM149 220H148V217H145V231L148 232L143 236L144 238L142 239V243L139 245L138 247V252H137V256L138 258H141V254L144 253V256L142 259H139L140 262L142 264H145L146 262V259H147V254L145 253V249L146 247L151 244L150 243V240H153L151 239L150 237L152 236L151 234H149ZM171 228L167 231L168 234H173L177 231L180 230L179 227H182V226H185L186 225V222H180L177 226H176V222H174L173 220H170L168 223H167ZM34 227V226H33ZM142 227V225H141ZM229 227V226H227ZM226 227V229H227ZM31 228V227H30ZM143 228V227H142ZM158 228V227H157ZM144 231V232H145ZM44 232V233H43ZM224 232V231H223ZM226 232V231H225ZM52 234L53 236V243L50 242L51 240V236L50 234ZM233 232H229L227 235L226 233H223L224 237L220 238L223 242L226 243L227 246L224 247V249L226 250V256L225 254L218 250V252H220L219 254H221L220 256H218L220 259H217L218 257L214 256L213 259L214 260V264H226V263H229V262H226V260L230 258V261L231 259V256L234 255L235 252H233V255L228 253L229 251L227 250V248L229 246H234L235 242H234V239L236 240V238H233L234 237V234ZM100 234V235H99ZM129 235V233H128ZM132 235V234H131ZM222 235V234H221ZM98 237L96 238L97 241H102L105 237L104 236H108L107 233H98L97 235ZM219 236V232L217 234V237L218 238ZM134 237V236H133ZM244 237H245V233H244ZM243 237V239H244ZM29 238V239H28ZM94 238V237H93ZM111 238V236L109 237ZM124 238V236H122V239ZM128 236L125 238L127 239ZM23 239H26L27 241L24 242ZM30 239H32L30 241ZM41 239V238H40ZM134 239V238H133ZM135 239H136V235H135ZM238 239V237H237ZM250 241H247L248 243H251L252 242V239L249 237ZM241 240V239H240ZM245 240V239H244ZM248 240V238H247ZM33 241V243H31ZM137 241V240H136ZM216 241V240H214ZM219 241V239H218ZM9 242V243H10ZM210 242V241H209ZM6 243V242H5ZM16 243V242H15ZM30 243V244H29ZM138 243V242H137ZM208 243V242H207ZM212 243V242H211ZM238 245H242V246H245L244 245V241L241 240V241H237ZM260 242L256 243L254 246L255 249L259 248L258 247V244ZM37 244V243H35ZM131 244V243H130ZM129 244V245H130ZM28 246V248L30 247V251H32L33 253H28L26 254V250L24 249L25 247L24 246ZM34 245V244H33ZM225 245V244H224ZM16 246V245H15ZM35 246V245H34ZM131 246V245H130ZM241 246V247H242ZM17 247V246H16ZM237 247V246H236ZM263 247V248H261ZM261 250L263 251L264 250V243L261 245ZM34 248V247H33ZM158 249H160V246H157ZM198 248V247H197ZM210 248V247H209ZM196 249V248H195ZM201 249V247H200ZM11 250V249H10ZM13 250V249H12ZM16 250V249H15ZM115 250V249H114ZM124 250V249H123ZM199 250V249H198ZM133 251V250H132ZM196 251V250H195ZM234 251V250H233ZM134 252V251H133ZM135 252V254H136ZM197 252V251H196ZM208 252V251H207ZM210 252V251H209ZM215 252V251H214ZM213 252V253H214ZM240 252V251H239ZM239 252H237L235 254V256L238 257L241 256L240 254H238ZM256 252V251H255ZM20 253L24 254V255H20ZM127 253V252H125ZM198 253V252H197ZM212 253V254H213ZM217 253V251H216ZM245 256L244 258L246 257L247 258V250L243 249V252H242ZM258 253V252H257ZM238 254V255H237ZM119 255V254H118ZM121 255V253H120ZM128 255V253H127ZM132 256V255H131ZM136 256V255H135ZM252 256V258H251ZM133 257V256H132ZM204 257V256H203ZM216 257V258H215ZM224 257V258H223ZM116 258V259H115ZM115 258H114V254L112 256V259L110 261V264H121L123 261L122 258H118L117 255H115ZM128 258V257H127ZM193 258V257H192ZM241 258V257H240ZM207 259V258H206ZM242 259V258H241ZM192 260V259H191ZM209 260V259H208ZM207 260V261H208ZM227 260V261H228ZM234 260V259H233ZM233 260L230 262V263H233ZM243 260V259H242ZM241 260V261H242ZM258 260V262H260L259 264H264V253H259L258 256L256 255V258L253 257V254L252 255H249L248 259H246L247 261V264H258L256 261ZM135 261L134 260H125V262H127L128 264H133V262ZM205 261V260H204ZM203 261V262H204ZM213 261V260H212ZM237 261V260H236ZM234 261V262H236ZM244 261V260H243ZM242 261V262H243ZM240 262V261H239ZM64 264V263H62ZM83 264H87L84 262L83 260ZM123 264V263H122ZM213 264V263H212ZM242 264V263H241ZM245 264V262H244Z\"/></svg>",
	"mask_w": 264,
	"mask_h": 264
}]
</instances>
